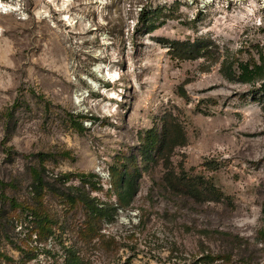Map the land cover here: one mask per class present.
Segmentation results:
<instances>
[{"label": "rangeland", "instance_id": "obj_1", "mask_svg": "<svg viewBox=\"0 0 264 264\" xmlns=\"http://www.w3.org/2000/svg\"><path fill=\"white\" fill-rule=\"evenodd\" d=\"M262 59L264 0H0V264H264Z\"/></svg>", "mask_w": 264, "mask_h": 264}, {"label": "trees", "instance_id": "obj_2", "mask_svg": "<svg viewBox=\"0 0 264 264\" xmlns=\"http://www.w3.org/2000/svg\"><path fill=\"white\" fill-rule=\"evenodd\" d=\"M155 29L156 27L150 23L147 30L152 32ZM170 45L173 46L174 55L179 60L197 59L208 50L207 47L202 49V47H198L196 44L189 43L184 44L180 42H171ZM231 66L232 65H227L226 62L222 63V73L228 80L231 81L248 84L254 82L256 79H262L264 75L263 61H261L260 65L250 64L248 62L237 63V72L233 71ZM177 131L176 125H174V119L170 116L164 117L163 140L160 148V153L162 156L165 157L166 153H168L169 149L174 145L178 135ZM166 165L167 164H165V166ZM165 182L167 187L177 195L191 196L192 192L195 191L199 195L208 197V199L212 198L211 192L208 191L200 181L190 179L183 173L180 175L170 173L166 176ZM123 197L125 196L119 195V199L121 201L123 200Z\"/></svg>", "mask_w": 264, "mask_h": 264}]
</instances>
